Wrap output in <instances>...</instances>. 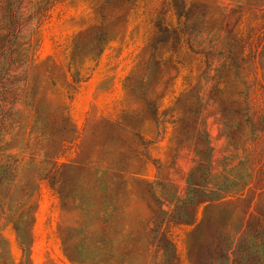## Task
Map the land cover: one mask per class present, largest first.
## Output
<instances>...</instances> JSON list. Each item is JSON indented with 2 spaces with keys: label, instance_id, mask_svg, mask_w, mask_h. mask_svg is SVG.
I'll use <instances>...</instances> for the list:
<instances>
[{
  "label": "rangeland",
  "instance_id": "374dc122",
  "mask_svg": "<svg viewBox=\"0 0 264 264\" xmlns=\"http://www.w3.org/2000/svg\"><path fill=\"white\" fill-rule=\"evenodd\" d=\"M178 1L21 0L0 75V264H166L156 213L187 198L204 139L227 192L174 229L167 264H194L210 232L242 233L236 259L264 264V0Z\"/></svg>",
  "mask_w": 264,
  "mask_h": 264
},
{
  "label": "trees",
  "instance_id": "16d2710c",
  "mask_svg": "<svg viewBox=\"0 0 264 264\" xmlns=\"http://www.w3.org/2000/svg\"><path fill=\"white\" fill-rule=\"evenodd\" d=\"M175 2L180 1L175 0ZM20 3L21 0H0V75L4 81L9 76L12 65L10 59L18 32L16 14ZM181 4L183 5L184 2ZM202 16L203 14L192 22L188 21V37L201 30ZM8 38H12L11 41H7ZM202 144L204 150L201 153V159L187 177L189 187L187 198L177 201L170 212L159 209L153 223V238L164 249L166 264L174 260L177 251L174 229L193 228L200 222L197 209L221 201L227 192L223 189H210L211 149L207 139H204ZM2 180L4 179H0V183ZM207 227L212 229L209 223ZM242 237V233L239 237H234L224 234L220 236L217 232L213 234L210 232L208 237L197 242L194 264H241L235 257V249L240 245Z\"/></svg>",
  "mask_w": 264,
  "mask_h": 264
}]
</instances>
